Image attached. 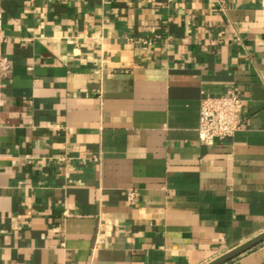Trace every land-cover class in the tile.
I'll return each instance as SVG.
<instances>
[{
    "label": "crops",
    "instance_id": "1",
    "mask_svg": "<svg viewBox=\"0 0 264 264\" xmlns=\"http://www.w3.org/2000/svg\"><path fill=\"white\" fill-rule=\"evenodd\" d=\"M0 34V264H208L264 232V0H0ZM231 92L243 128L201 144Z\"/></svg>",
    "mask_w": 264,
    "mask_h": 264
},
{
    "label": "built area",
    "instance_id": "2",
    "mask_svg": "<svg viewBox=\"0 0 264 264\" xmlns=\"http://www.w3.org/2000/svg\"><path fill=\"white\" fill-rule=\"evenodd\" d=\"M2 36L0 34V70H7L9 62L1 52ZM243 100L235 92L228 95L202 94L200 98L197 136L201 144L212 145L217 140L234 136L244 126ZM103 239L97 235L95 244Z\"/></svg>",
    "mask_w": 264,
    "mask_h": 264
},
{
    "label": "water",
    "instance_id": "3",
    "mask_svg": "<svg viewBox=\"0 0 264 264\" xmlns=\"http://www.w3.org/2000/svg\"><path fill=\"white\" fill-rule=\"evenodd\" d=\"M264 241V232L257 236L256 238H253L252 240H249L248 242L238 246L237 248L227 252L220 258L208 263V264H224L233 258L237 257L238 255L242 254L243 252L251 249L252 247L256 246L257 244Z\"/></svg>",
    "mask_w": 264,
    "mask_h": 264
}]
</instances>
